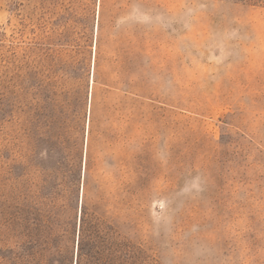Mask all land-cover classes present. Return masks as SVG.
<instances>
[{"label": "rangeland", "instance_id": "1", "mask_svg": "<svg viewBox=\"0 0 264 264\" xmlns=\"http://www.w3.org/2000/svg\"><path fill=\"white\" fill-rule=\"evenodd\" d=\"M157 2L108 0L97 59L101 0H0V264H77L81 233L106 260L117 231L143 264H264V4Z\"/></svg>", "mask_w": 264, "mask_h": 264}, {"label": "trees", "instance_id": "2", "mask_svg": "<svg viewBox=\"0 0 264 264\" xmlns=\"http://www.w3.org/2000/svg\"><path fill=\"white\" fill-rule=\"evenodd\" d=\"M235 2H243L246 4L251 5H263L264 0H233ZM108 0H101V10L99 15V27H98V58H100V49H101V43H102V36L104 33L105 28V22L106 18L109 16L111 18V15L109 14V11L106 9ZM128 8H133L134 4L137 3L142 11L145 13L147 18L155 19V17L158 15L160 10V5L158 4L157 0H127ZM118 3V2H117ZM116 3V4H117ZM158 30L155 25H150L149 23H141L137 27L134 28V30L129 31L128 34V46H127V57H126V73L127 78L129 79L128 82H126V89L129 93L140 96L144 99H151L153 98V95H147L144 92V86L139 85L138 82L134 80L135 73H144V69H146L145 66V58L147 59V56L145 55V45L146 43L153 41L156 43V47L154 52H156L154 59H157L158 56ZM136 49H139V52L136 51ZM98 62V60H97ZM149 62V61H148ZM98 67V66H97ZM141 78H144V75L141 76ZM143 82V80L141 81ZM140 82V83H141ZM145 82V80H144ZM144 84V83H143ZM149 84L145 82V86ZM151 97V98H150ZM133 105L135 103H139L138 99H132ZM140 107L136 110L131 112V117L140 111ZM137 173V172H136ZM130 210L132 207L129 208ZM133 221H131L130 226H133ZM117 235H115L112 246L110 249V255L106 260H101L98 258L97 252H94V249H88L89 245L86 244V237L80 234L79 239V245H78V251H77V264H143V253L141 249L140 243H135L134 239L132 237H121L119 236L118 231L115 232ZM88 237V236H87ZM90 243L92 244L93 240H90ZM90 244V245H91ZM88 245V246H87ZM53 262H50V264H63V262H60L58 258L53 257Z\"/></svg>", "mask_w": 264, "mask_h": 264}]
</instances>
